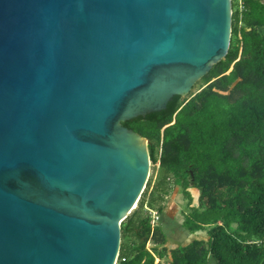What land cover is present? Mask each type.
Here are the masks:
<instances>
[{"label": "water", "instance_id": "obj_1", "mask_svg": "<svg viewBox=\"0 0 264 264\" xmlns=\"http://www.w3.org/2000/svg\"><path fill=\"white\" fill-rule=\"evenodd\" d=\"M232 0H0V264H116L150 177L124 121L225 58Z\"/></svg>", "mask_w": 264, "mask_h": 264}, {"label": "trees", "instance_id": "obj_2", "mask_svg": "<svg viewBox=\"0 0 264 264\" xmlns=\"http://www.w3.org/2000/svg\"><path fill=\"white\" fill-rule=\"evenodd\" d=\"M242 1V8L232 2L228 53L199 90L124 121L148 138L151 160L160 165L151 191L148 181L122 222L116 264H264V0ZM174 185L187 199L183 226L207 230L209 238L174 247L168 262L156 263V254L167 255V235L144 206L162 213Z\"/></svg>", "mask_w": 264, "mask_h": 264}, {"label": "rangeland", "instance_id": "obj_3", "mask_svg": "<svg viewBox=\"0 0 264 264\" xmlns=\"http://www.w3.org/2000/svg\"><path fill=\"white\" fill-rule=\"evenodd\" d=\"M232 1L239 3L238 0H232ZM202 84H203V80L200 79L194 86L192 92L193 93L197 92ZM159 165H160L159 162L156 164L152 162L151 164V171L149 177V181H151V186L150 189L148 190L149 192L151 191L152 186L158 180ZM190 189L195 198L194 202L196 203L199 192L194 186H192ZM186 202L187 199L184 196L182 188L178 185H174L170 189L168 195L166 196V200L164 201L165 208L162 213L158 212L157 209L151 208L147 204L144 206V210L153 218V220L163 225L167 235V241L164 244L167 247V255L161 258L159 257V255L156 254V263L159 260L168 262L171 259V249L174 247L187 244L190 241H192L194 238H204V239L209 238V232L207 230H199L197 232L192 233L189 232V230L183 226L184 211H186L187 209ZM153 245L154 244L152 241L147 242V247L149 249H152ZM162 246L160 245V247ZM212 264H216L214 259H212Z\"/></svg>", "mask_w": 264, "mask_h": 264}, {"label": "built area", "instance_id": "obj_4", "mask_svg": "<svg viewBox=\"0 0 264 264\" xmlns=\"http://www.w3.org/2000/svg\"><path fill=\"white\" fill-rule=\"evenodd\" d=\"M239 1V5L241 6V8H242V0H238ZM233 2V1H232Z\"/></svg>", "mask_w": 264, "mask_h": 264}, {"label": "crops", "instance_id": "obj_5", "mask_svg": "<svg viewBox=\"0 0 264 264\" xmlns=\"http://www.w3.org/2000/svg\"><path fill=\"white\" fill-rule=\"evenodd\" d=\"M190 232V231H189Z\"/></svg>", "mask_w": 264, "mask_h": 264}]
</instances>
